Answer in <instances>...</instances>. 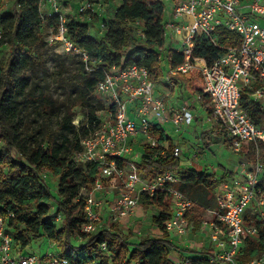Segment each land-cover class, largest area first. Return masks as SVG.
Masks as SVG:
<instances>
[{"label": "built area", "instance_id": "obj_1", "mask_svg": "<svg viewBox=\"0 0 264 264\" xmlns=\"http://www.w3.org/2000/svg\"><path fill=\"white\" fill-rule=\"evenodd\" d=\"M117 1L120 6L122 0ZM164 1L170 4L171 14L164 25L165 44L158 48V52L169 47L173 52L185 55L184 63L168 67L164 81L166 87L171 94L180 88L181 97L183 83L178 78L190 79L198 72L202 91L196 90L191 100L170 103L167 95H156L160 87L147 68L132 65L105 70L104 78L96 86L97 95L106 99L105 108L97 113V121L93 123L95 130L83 141V151L76 155V161L83 166L99 164L93 186L84 187L81 192L85 201V220L77 237L82 243L84 235H94L126 223L141 207L142 193L150 196L167 193L171 196L172 217L164 223L165 230L179 244L194 248L189 235L196 227L188 215L196 203L178 188L182 182L181 170L147 176L140 161L127 165L124 157L132 155V145H136L134 141L140 132H143L147 146L156 149L154 157L166 155L169 144L152 136L151 127L171 124L177 131L184 126L191 127L198 118L199 109H205L202 102L206 95L213 103L211 111L205 110L209 121L217 123L215 133L225 136L224 145L229 151L243 154L244 158L239 160L232 174L218 178V206L203 208L205 218L195 234L200 241L198 245L193 244L200 251L204 248L211 250L208 260L212 264H241L240 258L248 241L260 238V227L253 219L248 222L247 214H259L264 221V184L261 183L264 176L261 155V143L264 142V0ZM105 5L109 8V4L98 7L92 0H79V17L85 16L88 22L98 17L101 28L106 30L103 20L107 21L109 17ZM63 6L64 0L40 2L44 22L54 18L60 21L50 44H55L64 54L79 56L89 70L88 63L92 59L85 49L72 41ZM219 27L238 33L241 44L210 65L206 59L194 57L193 49L200 35L211 36ZM168 30L172 32L170 36L174 44H168ZM136 34L141 40L146 38L142 27ZM244 93L252 104L258 105L262 116L260 123H256L249 111L242 107ZM106 105L110 107L108 111ZM171 154L181 157L182 149L175 146ZM141 155L137 153L135 158L139 159ZM184 164L188 168L194 165L192 160ZM207 170L214 171L203 169ZM50 174L44 170L45 182ZM111 194H114L112 200ZM251 204V212H247ZM28 248L14 243L13 236L7 232L5 219L0 216V264H72L57 247L56 252H47L44 256H38ZM100 251L108 260L99 259L88 264H113L107 243L100 246ZM171 261L193 264L190 258ZM246 264H264V253Z\"/></svg>", "mask_w": 264, "mask_h": 264}, {"label": "trees", "instance_id": "obj_2", "mask_svg": "<svg viewBox=\"0 0 264 264\" xmlns=\"http://www.w3.org/2000/svg\"><path fill=\"white\" fill-rule=\"evenodd\" d=\"M3 1L12 2L14 8L0 17V48L7 49L9 53L0 65V143L4 146L0 150V216L8 220L7 232L13 236L14 243L28 247L31 236L39 240L45 235L58 244L61 254L72 264H88L99 259L106 262L108 258L102 257L100 251L103 243H107L111 253L109 259L113 264H175L171 258L182 256L186 259L190 258L189 254L197 256L192 257L193 264H212L208 260L210 249L204 248L198 252L189 247L183 250L168 237L164 223L171 219L172 211L171 196L167 193L154 196L142 193L140 196L141 206L160 210L153 221L163 231V236L146 238L130 247L119 232H112L117 228L114 225L110 230L84 235L85 241L82 243L74 241L85 220V201L81 198V192L84 187L93 186L99 172V164L83 166L76 161V155L83 151V141L95 130L93 123L97 121V113L105 108V102H100L96 95V86L104 78L105 70L138 65L147 68L152 79L161 84L167 77L169 66L175 67L185 62V55L173 52L169 47L158 52V48L165 44L164 25L168 20L165 1L122 0L115 9L114 18L103 20L106 30L101 39L93 35L88 21L75 20L68 24L72 41L87 51L92 62L88 63V70L86 63L80 60L75 102L67 108L55 127L52 125V114L56 107L48 93L49 87H40L32 77L38 67L46 69L40 53L48 45L40 32L44 23L40 13L41 0ZM50 21L60 24L59 18ZM141 27L146 34L143 40L136 34ZM240 44L241 36L238 33L219 27L211 36L202 34L197 38L193 56L204 58L211 65ZM57 58L62 60L64 57L58 55ZM58 68L60 79L65 74L61 62H58ZM39 78L45 81L46 75L41 74ZM178 79L185 88L181 91L182 99L191 100L196 90L202 91L198 72L190 79ZM205 98L208 96L205 95ZM241 105L256 123L261 122L258 105L252 104L245 93ZM75 106L89 109V112L85 110V116L78 126L73 123ZM24 117L26 123L22 128ZM150 133L159 142L168 143L169 150L166 155L154 157L156 149L147 146L139 158L142 171L147 176H155L181 170L182 182L178 188L189 196L193 193L203 203L199 205L190 196L198 204V209L209 207L206 202L210 201V189L220 182L216 173L185 167L181 157H173L171 151L176 144L163 125L152 126ZM200 136V151L211 150L213 135L202 132ZM58 139L60 141L56 143ZM261 145L264 148V142ZM14 151L18 157L14 156ZM44 170L59 180V195L63 199H58L48 188L42 177ZM232 173L225 172L223 178ZM261 183L264 184V176ZM202 188L204 191L200 192ZM54 202L57 213L63 214L65 219L61 226L53 223L55 216L51 203ZM188 216L191 217L190 214ZM246 219L248 222L255 220L260 227V238L248 241L240 258L241 264L264 253L263 218L259 214L251 216L248 213ZM195 223L197 227L200 226L199 221Z\"/></svg>", "mask_w": 264, "mask_h": 264}, {"label": "rangeland", "instance_id": "obj_3", "mask_svg": "<svg viewBox=\"0 0 264 264\" xmlns=\"http://www.w3.org/2000/svg\"><path fill=\"white\" fill-rule=\"evenodd\" d=\"M92 1H94V3L97 4L98 7L99 6L102 7L104 4L107 5L109 4V8L105 5L106 7L105 9L108 8L107 15L109 19L114 18L115 9L118 3L117 0H92ZM78 5H79V0H64L63 13L67 17L68 24L75 20L86 21L85 16L79 18ZM13 8L14 5L12 2L6 3L3 0H0V17L11 12ZM170 8H171L170 4L166 3V9L168 10L167 16L168 15L170 16L171 14ZM56 30H57V25L51 22L50 20H47L46 22L43 23L40 32L44 37L45 41L48 43V45L45 49H42L40 53L44 59L43 63L46 69H43L42 67H38L37 70L32 74L34 82L39 83L40 87L42 88L46 86L49 87L48 93L52 96L53 103L56 107L52 114V125L54 127L56 126L57 123L60 122L61 117L65 114L67 108L71 107V104L75 102L74 94L78 87V81L80 80V77L78 76V69L80 67L79 62L81 60V58L77 55L64 56V53L55 44L54 45L50 44V40L53 37V35H55ZM90 30L94 32L93 35L97 36L99 39H101L102 36L104 35L105 30L101 28L98 17L91 19ZM167 33H168V44L169 43L174 44L170 36L172 33L171 30H168ZM0 35H1V28H0ZM8 55L9 53L7 49L0 48V65L8 57ZM58 55L64 58L62 60H58L57 58ZM58 62H61L63 64L65 71L63 78L60 79H58V72L60 71V69L58 68ZM41 74L46 75L45 81H42L41 78H39ZM157 86H159L160 88L157 89L156 95L158 94L162 96L167 95L168 101L170 103H176V100L180 98V88L176 89L178 90V95H177L176 93L171 94V92L166 87L165 82L158 84ZM184 90H185L184 86L181 87V91L183 92ZM97 97L99 98L98 100L100 102L106 103L105 97H101L99 95H97ZM92 103L94 102L92 101ZM202 104L203 107L205 109H208L209 111L213 109V103L209 98L206 99L204 97V102H202ZM109 108L110 107L106 105L107 111L109 110ZM73 109L75 111V117L73 123L76 126H78L80 120H82L85 116L84 114L85 110L89 112V109L87 107L82 109L81 106H75ZM205 109L203 108L199 109L198 112L199 121L197 122L195 120L191 127L184 126L181 130L177 131L175 127L171 124L164 125L169 135L173 139L174 144H176V146H179L182 149V155H181L182 163L189 162L190 160H192L195 166L200 170L202 169L219 170V174H222L223 172L222 167H226V166H231L232 170H236L239 160L244 158V155L238 153H232L231 151H229L224 145L225 136L223 135L220 136L217 133H214L213 136L214 144L212 146V149L199 152V148L202 145L200 135L202 131L204 132L208 128L207 125L209 122V115ZM25 123L26 120L24 117L22 118V125H21L22 128L23 126H25ZM212 124L214 127L212 130H215L217 128L216 127L217 123L213 122ZM143 135H144L143 132H140L138 135V139L134 141L136 145L139 146H133L131 143L133 149L132 155L130 157L126 155L124 157L125 163L127 165H129L131 162H139L140 159L135 158V155L137 153L141 154L142 152L143 154L145 152L147 147V140H144ZM216 137H218L219 139L217 140ZM186 140L189 141V145H187ZM59 141L60 139H58L56 143H58ZM140 147L142 148V150H140ZM2 149H4V146L0 143V150ZM263 151L264 148H262L261 151V155L264 161ZM195 155H197V157H194ZM14 156L18 157V153L16 151H14ZM185 167H187V165H185ZM47 185L49 189H52L53 193L57 196L58 199H63L59 195L60 193L59 180L56 177L51 175V177H49L48 179ZM203 191H204L203 188L200 189V192ZM190 196L194 197L199 205L203 204L201 201H199L197 197L193 196V193H191ZM209 200H210L209 202H206L208 206L212 207L215 201H216L215 207L218 206L214 189H210ZM51 207H52L53 215L55 216V218L53 219V223H55L58 226H61L65 221L63 214L57 213L55 202L51 203ZM252 207L253 204H251L247 208V212H251ZM78 211L79 210H77L76 212ZM159 213L160 210L157 208H153V207L148 208L142 205L141 207L138 208L136 214L133 217H131L126 223L116 225L117 226L116 230L113 229L112 232L113 233L119 232L122 238L129 243L130 247H133L135 242L146 238L161 237L163 236L161 234L162 233L161 229L158 228L153 221V218L155 216H158ZM199 217H200V211L199 209H197V206H195L192 209L190 221L191 224H193L196 227V230L194 231V233H192L193 235L192 242L197 243L196 245H198V242L200 241V239L195 235L197 229L200 228V226L197 227L195 223L196 221H200ZM5 222L8 224V220H5ZM168 237L176 245L182 246L184 248L183 250L189 248L186 245L179 244L177 239L173 240L171 236ZM30 239H31V244L28 250L32 251L38 256H44L47 252H51V253L56 252L57 249L55 247H57L59 253H61L58 244L51 242L45 235H43V237L39 240L38 239L34 240L35 238L33 236H31ZM74 241L77 243L80 242L78 237H75ZM52 243H54L56 246L54 247ZM193 243L191 245H193L194 248H190V249L199 252L200 249L198 248V246L194 245ZM189 256L193 263L194 260L192 257H197V256H195V254L192 255L189 254ZM178 258H183V257L179 256Z\"/></svg>", "mask_w": 264, "mask_h": 264}, {"label": "crops", "instance_id": "obj_4", "mask_svg": "<svg viewBox=\"0 0 264 264\" xmlns=\"http://www.w3.org/2000/svg\"><path fill=\"white\" fill-rule=\"evenodd\" d=\"M80 18V17H79ZM94 33V32H93ZM177 95H178V92L176 93ZM183 101H185L184 99H182L181 97L180 98H178L177 100H176V103H181V102H183ZM197 122L199 121V117L197 118V120H196ZM213 122L212 121H209L208 122V125H207V129L204 131V132H207L208 134H211V135H213L214 136V133H215V130H212L214 127H213V124H212ZM168 132V131H167ZM203 132V131H202ZM217 132V131H216ZM169 134V133H168ZM218 135H221V134H219V133H217ZM222 136V135H221ZM186 143H187V145H189V141L188 140H186ZM133 146H139V145H133ZM139 149V148H138ZM140 150H142V148L140 147ZM199 152H201L200 151V148H199ZM142 153V152H141ZM185 165V164H184ZM192 167H194V168H197L196 166H195V164L192 166ZM202 171H203V169H202ZM208 171V170H207ZM235 170H232L231 169V166H226V167H224V169H223V172H222V174H219V170H214V171H208L209 173H216V177H217V180H218V178H223L224 177V173L226 172H234ZM217 187H215L214 188V191H215V197H216V192H217ZM113 197H114V194H111L110 195V199L112 200L113 199ZM216 206V201L214 202V205L212 206V207H210V208H214ZM203 208H208V207H202V208H199V211H200V217H199V222L201 223V220L203 219V218H205L204 217V210H203ZM198 209V208H197ZM191 213H192V211L190 212V216H191ZM191 218V217H190ZM201 218V219H200ZM192 233H190V235H189V237L192 239ZM172 259H174V258H171V260ZM177 259H182V258H177ZM176 259V260H177Z\"/></svg>", "mask_w": 264, "mask_h": 264}]
</instances>
